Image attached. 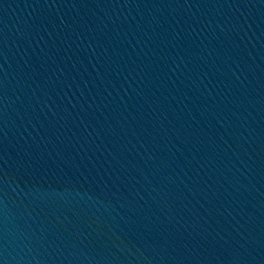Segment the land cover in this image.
Listing matches in <instances>:
<instances>
[{
	"label": "water",
	"instance_id": "95a60500",
	"mask_svg": "<svg viewBox=\"0 0 264 264\" xmlns=\"http://www.w3.org/2000/svg\"><path fill=\"white\" fill-rule=\"evenodd\" d=\"M0 264H264V0H0Z\"/></svg>",
	"mask_w": 264,
	"mask_h": 264
}]
</instances>
